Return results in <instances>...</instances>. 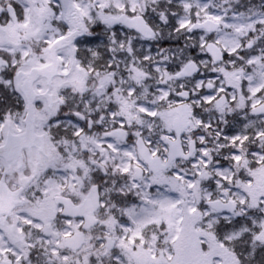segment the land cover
<instances>
[{"label":"snow or ice","instance_id":"1","mask_svg":"<svg viewBox=\"0 0 264 264\" xmlns=\"http://www.w3.org/2000/svg\"><path fill=\"white\" fill-rule=\"evenodd\" d=\"M0 264H264V0H0Z\"/></svg>","mask_w":264,"mask_h":264}]
</instances>
